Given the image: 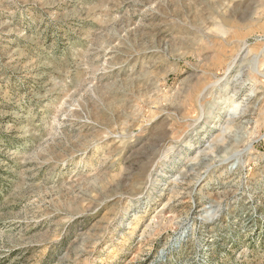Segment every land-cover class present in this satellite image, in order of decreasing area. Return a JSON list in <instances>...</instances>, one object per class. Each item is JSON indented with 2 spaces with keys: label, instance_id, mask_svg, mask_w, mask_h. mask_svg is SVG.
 Masks as SVG:
<instances>
[{
  "label": "rangeland",
  "instance_id": "rangeland-1",
  "mask_svg": "<svg viewBox=\"0 0 264 264\" xmlns=\"http://www.w3.org/2000/svg\"><path fill=\"white\" fill-rule=\"evenodd\" d=\"M0 264H264V0H0Z\"/></svg>",
  "mask_w": 264,
  "mask_h": 264
},
{
  "label": "bare ground",
  "instance_id": "bare-ground-1",
  "mask_svg": "<svg viewBox=\"0 0 264 264\" xmlns=\"http://www.w3.org/2000/svg\"><path fill=\"white\" fill-rule=\"evenodd\" d=\"M242 114H243V113H242ZM242 114H241V115H242ZM244 114H245V113H244ZM241 115H240V116H241Z\"/></svg>",
  "mask_w": 264,
  "mask_h": 264
}]
</instances>
